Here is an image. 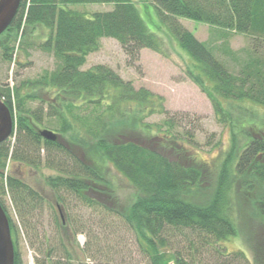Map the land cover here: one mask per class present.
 <instances>
[{"label": "trees", "instance_id": "obj_1", "mask_svg": "<svg viewBox=\"0 0 264 264\" xmlns=\"http://www.w3.org/2000/svg\"><path fill=\"white\" fill-rule=\"evenodd\" d=\"M93 4L114 7L90 15L73 9ZM181 18L249 37L253 45L244 51L242 62L228 48H221L238 70L232 71L218 58L220 47L199 41L184 28ZM163 33L188 54L187 77L231 131V150L216 164L201 159L193 145L196 132L187 129L178 114L166 116L160 124L146 121L153 115H168L162 97L144 88L136 90L104 65L83 70L103 39L117 41L127 56L138 61L143 50L163 53ZM39 34L47 39L36 46L32 38ZM16 43L26 57L29 49L38 47L51 52L58 67L19 88L0 87V97L16 115L11 137L15 143L11 145L10 139L0 144V203L9 220L14 264L23 262L17 227L4 204L6 196L23 223L45 204L60 207L65 223L61 219L57 226L67 237L78 234L69 211L72 202L100 208L123 221L136 237L146 264H199V252L181 254L173 247L184 238L185 243L198 246L195 251L216 246L228 257L223 245L239 233L232 199L239 185L238 192L253 210L249 219L255 222L248 240H255L257 246L254 262L240 251L232 253V260L264 264V132L261 138L250 132L264 130V121L250 116V107L264 108V50L259 45L264 43V0H22L12 24L0 36L5 61L12 60ZM23 89L32 92L22 93ZM37 100L45 102V115L44 106L35 111L27 107V102ZM50 118L58 121V128L42 129ZM44 130L58 139H44ZM238 138L243 139L240 145ZM142 140H153V145ZM9 163L17 166L16 173L10 168L6 172ZM24 168L33 176L41 177L44 169L56 173L42 179L54 201L28 183L22 176ZM117 177L133 191L126 204L116 199ZM105 200L114 203L109 206ZM27 226L36 229L32 223ZM39 252L44 253L43 260L37 258L36 264H79L81 258L75 248ZM98 256L92 257V264L113 262L108 252Z\"/></svg>", "mask_w": 264, "mask_h": 264}, {"label": "rangeland", "instance_id": "obj_2", "mask_svg": "<svg viewBox=\"0 0 264 264\" xmlns=\"http://www.w3.org/2000/svg\"><path fill=\"white\" fill-rule=\"evenodd\" d=\"M113 7L111 4H93L77 5L73 9L90 15L97 12L111 11ZM179 22L184 28L192 32L199 41L208 45L214 44L224 50L228 48L241 62L245 58L244 51L253 45V41L245 35H239L232 31L218 30L211 26L182 18ZM149 27L155 32L152 24ZM162 36L161 42L164 43L163 53L159 54L150 50H143L138 61L127 56L117 41L103 39L100 43V49L87 57L83 70L87 71L98 65H104L119 74L124 81L131 82L136 90L144 88L162 97L164 99L163 107L168 112V115H153L146 121L160 124L165 120L166 116L178 114L177 117L183 119L182 123L187 125L186 128L191 127L196 132L193 145L196 151L199 152L201 159L205 162L216 164L220 158L231 150V131L219 122L208 97L187 77L186 70L190 63L188 54L179 49L178 44L169 36L164 33ZM46 39V36L42 34H39L35 39L32 38L36 42V46L44 44ZM28 40H31V38H28ZM259 45L261 50H264V43ZM15 47L13 58L10 62L3 59L0 49V87L19 88L24 82H34L46 74H52L58 67V61H56L54 55L45 51L42 47L29 49V57H26L23 51L19 49L18 43H16ZM223 49L216 51L218 58L235 72L238 70V65L233 61L232 57L224 54ZM30 92H32L30 89H23L22 91V93L26 94ZM33 93H37L42 97L40 91H34ZM49 97L51 99L53 96L50 95ZM43 98L46 101L49 99ZM41 103L42 100L29 101L27 102V107L35 111L38 107L44 106L43 115H45L47 106H45V102L40 106ZM250 111V116L253 120L264 121V108L252 106ZM57 123V120L46 119L42 129H57L58 126L55 125ZM262 129H254L250 130V132H252L251 134L254 137L261 138V134L264 132ZM238 139L240 140L238 145H240L243 139ZM142 141L146 144L149 143L150 146L153 145L151 143L153 140ZM13 143H15V138H11V145ZM7 168L8 170L10 168L11 172L16 173V165L9 163ZM24 172L22 176L27 179L31 186L43 192L47 199H54L44 189L42 179L43 175L50 176L56 173L44 169L40 177L37 175L33 176L34 174L28 168H24ZM115 186L118 188L116 190V199L122 204L129 202L133 196V191L128 183L121 177H117ZM240 186H237L236 191L232 193V199L236 203V224L238 225L239 233L237 237L223 245L227 248L224 254L228 253V257H224L221 250L219 251V248L216 249V246L195 251L198 246L185 243L184 238L177 241V245L173 247V250L181 254H184L185 251L199 252L197 254L200 258L199 264H248L244 261L232 260L234 255L232 253L238 251L243 252L251 262H254L255 253L253 249L257 245L255 240H248L249 234L255 228L254 219H249L250 215H253V210L246 203L248 199L245 200V195L238 192L240 191ZM105 202L111 206L114 200H105ZM4 204L17 227L16 238L23 264H36L37 258L43 260L42 254L44 253L39 251L53 247H60L62 251L65 248H75L81 255L77 262L79 264H84V260L85 264H92L95 262L92 257L94 256L98 259L101 251L111 254L109 257L113 260L112 264H146L147 258L142 253L136 237L129 231L123 221L116 216L108 215L100 208L84 207L75 201L72 202L69 211L70 215L76 219L74 232H78V234L76 233V237H74V233H69L67 237L57 226V222H61V215L56 205L53 204L54 209L46 204L41 206L35 211L36 214H34L35 217L33 219L27 218L25 223H23L20 213L14 207L9 196L4 197ZM30 223L36 227L35 230L27 226ZM242 229L246 231L245 234L241 233ZM255 238L257 239V235H255ZM257 242L259 241L257 240ZM84 249L86 254L82 253Z\"/></svg>", "mask_w": 264, "mask_h": 264}, {"label": "water", "instance_id": "obj_3", "mask_svg": "<svg viewBox=\"0 0 264 264\" xmlns=\"http://www.w3.org/2000/svg\"><path fill=\"white\" fill-rule=\"evenodd\" d=\"M22 0H0V36L4 34L12 24L19 10ZM14 131V118L9 107L0 97V144L7 142ZM44 139L56 141L58 136L52 131L41 132ZM61 218L64 215L59 208ZM15 250L11 235L8 216L0 203V264H14Z\"/></svg>", "mask_w": 264, "mask_h": 264}]
</instances>
